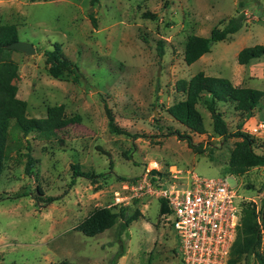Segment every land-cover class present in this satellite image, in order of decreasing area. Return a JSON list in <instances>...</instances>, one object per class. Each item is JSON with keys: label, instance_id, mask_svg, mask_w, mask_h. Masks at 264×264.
<instances>
[{"label": "rangeland", "instance_id": "1", "mask_svg": "<svg viewBox=\"0 0 264 264\" xmlns=\"http://www.w3.org/2000/svg\"><path fill=\"white\" fill-rule=\"evenodd\" d=\"M239 13L244 23L238 32L212 43L192 64L184 62L189 36L208 37ZM0 21L15 24L17 40L35 48L30 55L14 49L3 55L18 65L14 82L27 116L43 117L48 107L62 104L64 116L74 118L57 136L30 135L29 171L25 154L12 152L6 162L0 264H182L173 216L159 212L154 196L141 199L139 216L119 237L118 222L93 236L75 228L96 207L118 210L115 193L122 195L125 183L135 185L152 170L167 186L185 184L194 174L224 178L239 205L261 207L264 166L242 174L227 170L240 138L216 134L199 104L206 132L189 133L199 152L173 133L188 129L167 108L183 98L177 81L199 71L264 91V57L247 65L236 59L240 49L264 45V0H0ZM51 50L71 61L57 78L45 61ZM217 108L228 133L251 134L260 144L256 151L264 153V102L250 117L229 102ZM107 110L126 134L109 131ZM75 165L102 175L74 176ZM17 193L26 194L14 198ZM47 197L56 200L45 203Z\"/></svg>", "mask_w": 264, "mask_h": 264}, {"label": "trees", "instance_id": "2", "mask_svg": "<svg viewBox=\"0 0 264 264\" xmlns=\"http://www.w3.org/2000/svg\"><path fill=\"white\" fill-rule=\"evenodd\" d=\"M243 13L235 15L226 21L220 28H212L208 37L191 35L187 38L184 50V62L189 65L198 60L202 55L210 52L212 43L227 39L238 32L243 26ZM17 40V28L15 24L0 21V181L5 169L6 162L11 159L12 152L21 156H27L26 170L33 162L30 155V135L37 134L49 139L57 136L58 132L67 126L74 118L64 116V107L61 105L50 106L43 117L27 116V103L17 96L18 87L14 82L18 77V65L11 59L3 58L4 51L9 43ZM45 61L49 64V73L57 78L62 67L71 64L68 59H61V52L55 50L46 52ZM264 57V45L256 44L240 49L236 55L239 64L247 65ZM76 66V65H75ZM75 68H78L77 66ZM178 91L183 93V98L174 102L167 108V112L175 120L187 127L188 133L174 131L179 138L187 141L189 147L202 152L201 145L192 142L189 133L202 134L206 132L203 116L198 109L202 104L210 113L213 131L227 138L235 136L240 138L234 143L230 151L227 170L236 174H242L254 166H264V153L256 151L260 146L255 138L239 129L234 133H228L227 124L217 108V103L229 102L248 117L253 110L264 102V91L247 86H235L225 77L206 75L199 71L189 80H178L176 83ZM108 129L112 133L126 134V130L117 126L112 114L107 110ZM25 143V144H24ZM264 145V139L261 142ZM23 151V152H22ZM102 175V173H100ZM100 174L89 173L79 170V165L74 166V176L84 178H95ZM151 180L154 185H159L160 176L155 170L150 171ZM26 193H17L14 198L21 197ZM56 200L47 197V202ZM141 199L133 200L127 206H119L114 211L109 206L94 208L75 227L76 230L87 236H93L110 229L118 222L120 232H124L128 225L139 216L137 204ZM135 206L132 208V205ZM241 213L237 228V235L230 250L229 264H264V201L259 209L253 202L240 203ZM159 212L168 214L170 210L163 199L160 200ZM119 255H117L118 257ZM121 256V255H120ZM105 264H117L116 259L109 260Z\"/></svg>", "mask_w": 264, "mask_h": 264}, {"label": "built area", "instance_id": "3", "mask_svg": "<svg viewBox=\"0 0 264 264\" xmlns=\"http://www.w3.org/2000/svg\"><path fill=\"white\" fill-rule=\"evenodd\" d=\"M129 185L124 184L122 195L115 193L112 205L127 206L144 196L163 199L170 210L168 217L173 216L171 226L177 235L182 264H229L240 205L224 178L194 174L185 184L157 186L145 176Z\"/></svg>", "mask_w": 264, "mask_h": 264}, {"label": "water", "instance_id": "4", "mask_svg": "<svg viewBox=\"0 0 264 264\" xmlns=\"http://www.w3.org/2000/svg\"><path fill=\"white\" fill-rule=\"evenodd\" d=\"M7 48L14 49L17 51H21L27 55L34 54L35 53V48L32 44L16 40L12 43H9L7 45Z\"/></svg>", "mask_w": 264, "mask_h": 264}, {"label": "crops", "instance_id": "5", "mask_svg": "<svg viewBox=\"0 0 264 264\" xmlns=\"http://www.w3.org/2000/svg\"><path fill=\"white\" fill-rule=\"evenodd\" d=\"M240 65H242V64H240Z\"/></svg>", "mask_w": 264, "mask_h": 264}]
</instances>
